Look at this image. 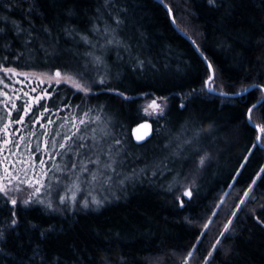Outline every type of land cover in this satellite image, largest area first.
I'll list each match as a JSON object with an SVG mask.
<instances>
[{
  "label": "trees",
  "instance_id": "1",
  "mask_svg": "<svg viewBox=\"0 0 264 264\" xmlns=\"http://www.w3.org/2000/svg\"><path fill=\"white\" fill-rule=\"evenodd\" d=\"M164 2L178 28L212 63L213 87L238 94L252 84H264V0H216V6L208 0ZM0 16L9 17L0 20L5 30L0 33L4 67L48 75L57 69L81 71L89 79L98 73L105 76L106 83L94 84L87 96L68 85L52 88L51 97L32 109L23 125L31 130L42 117L37 131L52 121L48 125L53 133L65 131L59 138L69 135L76 141L67 143L72 149L80 142L98 144L93 150L103 149L99 167L112 176L104 190L95 187L101 205L88 198L89 206L84 207V193L73 206L60 204L63 190H56L50 197L56 210L18 203L15 226H9L13 206L0 196V264H182L189 251L195 264H204L229 219L234 231L226 234L230 238L223 244L231 251L214 252L209 264H264V225L254 218L264 220V136L258 146L259 133L246 116L264 96L262 89L235 99L212 95L206 86L200 91L210 71L155 0H0ZM12 20L26 31L18 35ZM110 38L113 42L107 43ZM89 52L104 63L95 64ZM142 93L167 97L165 110L147 119ZM85 111L88 118L83 117ZM252 115L254 123H264V106ZM78 117L85 119L84 125ZM13 118H18L16 111ZM146 120L152 122L154 135L137 145L132 130ZM88 134H95V140ZM81 136L86 139L81 141ZM67 153L58 155L55 164L63 167L69 156L79 163L74 152ZM201 156H206L203 165ZM104 163H112L115 172L103 168ZM187 184L192 196L184 197L180 206L176 196ZM250 185L256 199L232 216ZM213 216L205 231L203 225Z\"/></svg>",
  "mask_w": 264,
  "mask_h": 264
},
{
  "label": "snow or ice",
  "instance_id": "2",
  "mask_svg": "<svg viewBox=\"0 0 264 264\" xmlns=\"http://www.w3.org/2000/svg\"><path fill=\"white\" fill-rule=\"evenodd\" d=\"M107 2V0H106ZM208 3L216 6V0H208ZM11 6V5H9ZM30 9L28 12L30 13ZM9 17L7 16H0V20H8ZM116 24L119 25L120 20L116 19ZM12 25L15 27L16 33L19 35L21 32L26 31L20 26V22L16 20L11 21ZM47 30V29H46ZM94 31H99L100 28L98 25H94ZM5 30L4 28H0V33H3ZM110 31V28L105 25L104 27V33H108ZM33 34L31 31H28V37L31 38ZM81 39L84 40L86 43H91L90 38L87 35H81ZM28 42L27 40L25 41ZM113 40L110 38L107 40V43H112ZM5 47H8V45H5ZM89 56H93V62L97 65L103 64L104 61L102 57L100 56H94L93 53L89 52L87 53ZM7 57H5V60ZM18 59V57H17ZM205 59H207L205 57ZM142 63V62H141ZM209 68L212 67V65L209 63ZM0 69H2V72L4 74H11L12 76H24L25 78L28 77V73L23 72H17V70L13 67H4L2 64H0ZM42 77H47V82L49 85H60L61 82H64L67 85H70L72 88L79 92H83L85 96H87L89 93L93 92V85L94 84H105L106 79L104 75L97 74L94 78H87L84 76V73L81 71H72V70H66L65 72H61L59 69H57L54 74L48 75L47 73L42 74ZM39 79V83L43 84L45 83L44 78ZM5 79L7 77L5 75H0V85H4L5 87L11 86L13 88V95L10 96L7 91L4 90L3 87H0V96L6 97V101H4V108L8 110L9 116L11 115L13 110H16L17 112V119L15 121L9 119L7 123H4L2 127H0V132H4L11 136L10 133H8L9 126L13 123L15 124H22L24 122V117L28 115V113L31 111L32 104L38 103L42 97H49L52 95L51 92L45 89H41L40 95H30L28 91H24L23 88L16 89L14 85L9 82V84H5ZM18 83L23 85L25 83V80H19ZM214 85V73L212 75H208L207 79L204 80L203 86L201 87L200 91H203V87L206 86L209 91H216L217 89L213 87ZM250 87H255L258 89L264 90V84L257 85L252 84ZM108 91H117L116 89H108ZM195 92L196 90H192ZM243 91H247V88H244ZM17 92H22L23 96L26 99H23L19 108L17 107V104L14 102L15 100H20L21 97L17 95ZM32 93L36 92V88L33 87L31 89ZM121 96H125L124 93H118ZM192 93H188V95H191ZM232 95H237V93H233ZM142 98L145 100V103L142 107V111L145 115L151 116L153 113L163 112V108L166 105L167 97H158L155 96L152 93H142ZM10 103V106H9ZM258 105L264 106V97L261 98V100H258L256 104L251 105L246 112L247 119L249 123L254 127V129L259 133V135L256 136L257 140L261 139V136H264V123H254L253 121V109L256 108ZM67 106V105H65ZM76 107H79L78 105ZM181 108L184 107V104L181 103ZM59 110V109H57ZM44 111L47 112L48 109L45 107ZM88 112H83V117L88 118ZM79 119V117L77 118ZM97 120L100 119L99 116L96 117ZM34 122V121H33ZM48 123H52V121H48ZM79 123L81 125L85 124V119H79ZM73 128L76 129V132L79 133L81 129L76 126V124L72 125ZM138 128L143 129H149L150 125H148L146 122L138 125ZM92 132H95V129H92ZM147 132H145V135ZM47 135V133H45ZM59 135V134H57ZM107 135V133H105ZM23 135H20L18 138H5L2 141H0V153H3L8 145H11V148H7L8 155L4 156L2 159H0V165L3 166V175L0 176V196H2L6 203H9L13 206V210L11 212V219L9 222V226H15L18 224V220L16 218V211L15 206L17 205L18 201V195L20 193H23L22 198V204L27 206L31 203H38L43 204L47 208L56 210L53 206V201L50 198L52 195V191L57 188L60 185H63L65 182L70 181L72 184L71 188L65 189L66 191H72L73 195L71 197V200L73 203L76 202V190H82L81 186L83 184L92 185L93 183L100 184L103 186L104 183H110L112 181V176L107 175L104 171L101 170V160H100V152L103 151V149H99V151H94L93 149H98L99 145L96 143L93 144H85V143H77V147L75 149L70 148V146L67 145L66 142L72 141L73 143H76V141H73V137L69 135H65L62 137V142L58 144V147L61 149H65V153H56V155H65L67 152H74V154L79 158V163L76 160H72L69 156V162L64 164L63 167H60L59 165L53 163L52 167L56 169L57 172L63 173L64 175H56L55 172H52L50 168H48L45 165V160L41 159L38 162L33 159V155H29L28 159H24L22 155H17L20 150L21 144L17 142L19 140L20 142H23ZM86 139V137L81 136L80 140L83 141ZM95 140V137H93ZM137 140L144 139V135H137ZM47 141H45V145H47ZM115 144L119 145L121 143L120 140H115ZM186 144H190L191 141H184ZM57 145L53 143V147L55 148ZM181 145H178L180 147ZM15 149V151H13ZM83 150V151H81ZM91 151V155H84L85 152ZM109 159H112V153L109 151L107 153ZM8 156H12L13 159L9 160ZM95 156V160H93L91 157ZM48 160H53L54 157L52 154H48ZM206 156H201L199 159V164L203 165L204 160ZM37 163L39 164V171H37ZM114 163V161H113ZM9 164H19V167L14 168L13 170L9 169ZM94 164L97 165L95 168H89L88 165ZM103 168L112 169L113 172H115V169L112 168V163H104ZM51 173V175H50ZM120 183H123L121 180ZM255 184V181L252 182ZM171 191V189H169ZM250 192H252V186H249V189L246 190L243 193L244 198H250L255 200V195H252L250 197ZM47 194L49 198H45L44 194ZM91 193H89L90 195ZM192 196V190L190 187H184L183 191L179 192V195L176 196V200L180 206L184 205V197L190 198ZM244 198H241L239 203L241 205L246 203V200ZM67 197L65 195H58V200L60 204H64L67 201ZM80 203L83 204L84 207L89 206V199L87 197L83 198ZM92 204H95L97 206L101 205L103 201L101 199H98L96 196H92L91 200ZM239 207V205L237 206ZM262 209H264V205H260ZM253 212L255 209L252 210ZM232 216H236V212L232 213ZM260 224L264 225V220H262L259 216L254 217ZM233 221L229 219L227 223L223 225V231H220L218 233V237L214 240V242L211 245V250L207 252V256L203 258L204 264H209V258L213 257V253L217 251H222L225 254H227L229 251H231L230 248H226L223 244V240H227L230 237L226 234L231 233L234 231L233 228L230 226L232 225ZM204 228H208L209 225L205 224L203 225ZM43 235V233H41ZM4 236L3 231H0V239H2ZM188 257L192 256V252L189 251L187 253ZM123 259V258H121ZM104 264H109L108 261H104ZM182 264H188L187 259H183Z\"/></svg>",
  "mask_w": 264,
  "mask_h": 264
},
{
  "label": "rangeland",
  "instance_id": "3",
  "mask_svg": "<svg viewBox=\"0 0 264 264\" xmlns=\"http://www.w3.org/2000/svg\"><path fill=\"white\" fill-rule=\"evenodd\" d=\"M17 72H19V71H17ZM23 73H28L29 74L28 77L25 78L24 76H19V77L12 76L11 74H4L2 72V70H0V75H5L7 77V79H5V84H9V82H11V84L14 85L16 89L23 88L24 91H28L30 95H40L41 89L47 88V90L50 92V90L52 88H54V87H57V86H60V85H67L64 82H61L60 85H54V83L52 85H49V83L47 82V77H42V74H40V73H32V72H23ZM41 77L44 78V80H45V83H43V84L39 83V79ZM19 80H25V83L23 85H21L20 83H18ZM68 86H70V85H68ZM0 87H3L4 90L7 91L10 96L13 95V88L11 86L5 87L4 85H0ZM33 87L36 88V92L35 93H32L31 92V89ZM75 91H77V90H75ZM77 92H79V91H77ZM16 94L21 97L20 100H15L14 99V102L16 104L18 102H22L23 99H26L23 96V93L22 92H17ZM50 97L51 96H49V97H42L38 103H33L31 110L34 109L35 107H37V105L41 101H43L45 99H48ZM6 99H7L6 97L0 96V127H2L4 123H7V121L9 119L15 121L13 117L15 115V111L16 110H13L12 113H11V115L9 116L8 110L6 108H4V103L3 102L6 101ZM143 103H145V100H144ZM9 106H10V103H9ZM166 106H167V102H166V105L163 108V111L165 110ZM17 107H18V105H17ZM161 113L162 112L153 113L151 116L145 115V117L147 119H152V118L160 115ZM24 120H25V118H24ZM40 123H43V118L42 117H40L37 120L36 125H38ZM52 123H48V124L51 125ZM23 124H24V122L22 124H15V123L11 124L9 126V129H8V133H10L11 136H9L8 134H6L4 132H0V141H2L5 138H18L20 135H23V137H24L23 142H20L19 140H17V142L21 144L19 153L17 155L18 156L19 155H22L24 159H28L29 155L34 154L33 155V159L35 161L38 162L41 159L45 160V165L48 168H50L52 170V172H55L58 175L61 174V176H63L64 174L57 172L56 169L52 167V165H53V163L57 162L58 155H56V153H59V152H61L60 150H62L61 148L58 147L59 141L62 140V138H59V137L65 131L63 129L59 128L58 130H56V133H61V134L60 135H57V134L53 133V129L52 128L50 129L51 126L48 125V124H44V125L41 124L42 127L38 131H37L38 127H36V125H35V127L33 129L26 131L24 129V125ZM45 133H47V135H45ZM94 135L95 134H93V135L90 136L88 134V137L90 136V138L93 139ZM45 141L48 142L47 145H45ZM68 142H66V143H68ZM53 143H55L57 145L55 148L53 147ZM11 147H12L11 145H8L7 146V148H11ZM7 148L5 149V151L3 153H0V159H2L4 156H7L8 155ZM13 151H15V149H13ZM48 154H52L53 157H54V159L51 160V161L48 160V158H47L48 157ZM67 155H68V153H66L65 155H61V157H65ZM8 159L9 160H12L13 157L12 156H8ZM17 167H19V164H9V169L10 170H13L14 168H17ZM37 171H39V164L38 163H37ZM2 175H3V166L0 165V176H2ZM50 175H51V173H50ZM108 184L109 183H104L103 186H101L100 184H96V183H93L92 185H88L86 183L83 184L81 186L82 190H76V196H77V198H76V202L75 203H73L72 200H71V197L73 195V192L72 191H66L65 190L67 188H71L72 187V184H71L70 181H67L63 185L58 186L53 191L63 190L62 191V195H65L68 198L67 201H66V203L67 204H70L71 206H73V205H75L77 203V200L79 199V197H80V195L82 193L86 194L87 198H92V196H97V191H96L95 187H97L98 190L102 191V190H104L105 187L108 186ZM184 187H190V185L187 184ZM89 193H91V194L89 195ZM229 193H230V190L227 191V193L225 194V196L223 197V199L218 204L217 209L215 211V214L224 205L225 200H226V197H227V195ZM17 195L19 197L18 198V201H17V204L18 203H22L21 201H22V198H23V195L24 194L23 193H20V194H17ZM44 195H45V198L46 199L49 198L46 193ZM251 195H252V192H250V197H251ZM244 199L247 202L250 198H244ZM243 205H241L239 207V209L237 210L236 214L239 212V210L241 209V207ZM213 219H214V216L209 220V223H208L209 226H210L211 222L213 221ZM206 229H208V228H205V231H206ZM185 258L187 259L188 264H195V261H194V258H193V252H192V256L191 257L186 256Z\"/></svg>",
  "mask_w": 264,
  "mask_h": 264
},
{
  "label": "water",
  "instance_id": "4",
  "mask_svg": "<svg viewBox=\"0 0 264 264\" xmlns=\"http://www.w3.org/2000/svg\"><path fill=\"white\" fill-rule=\"evenodd\" d=\"M156 2L160 3L168 12V14L170 15V19H171V23L173 25V27L178 31V33L183 36L186 40H188L190 42V44L193 46L195 52L200 56V58L203 60V62L205 63V65L207 66V68L210 71V75H212L214 73V80L216 77L215 74V70L214 67L212 65V63L209 61V59L205 56V54L201 51V49L199 48V46L194 42V40L192 38H190L188 35H186L181 29L178 28L176 21H175V17H174V13L171 10V8L164 2V0H155ZM205 57L207 59H205ZM209 63L212 65L211 68L208 67ZM206 89L208 90L209 93H211L212 95L218 96V97H224V98H231V99H235V98H242L245 97L247 94H249L250 92H252L254 89H256L255 87H250L247 89V91H243L241 93H238L237 95H232V94H227V93H223L220 92L218 90L216 91H209V89L206 87ZM264 92V90H263ZM264 97V96H263ZM261 105H258L256 108L260 107ZM254 108V109H256ZM253 109V110H254ZM147 123L148 125H150L149 129H143V128H138V125L142 124V123ZM249 122V121H248ZM140 124H138L133 130H132V138L133 141L137 144V145H143L145 143H147L149 140L152 139L153 135H154V126L152 124V122H150L149 120L143 121ZM250 124V123H249ZM251 125V124H250ZM145 132H147V134L145 135ZM144 135V139L142 140H137L136 136L137 135ZM261 142H262V136L261 139L257 141L258 145L261 146Z\"/></svg>",
  "mask_w": 264,
  "mask_h": 264
},
{
  "label": "bare ground",
  "instance_id": "5",
  "mask_svg": "<svg viewBox=\"0 0 264 264\" xmlns=\"http://www.w3.org/2000/svg\"><path fill=\"white\" fill-rule=\"evenodd\" d=\"M186 34V33H185ZM187 35V34H186ZM189 36V35H188ZM190 37V36H189ZM191 38V37H190ZM195 42V41H194ZM196 43V42H195ZM258 141V140H257ZM258 144V143H257ZM259 146V145H258ZM261 146H262V142H261Z\"/></svg>",
  "mask_w": 264,
  "mask_h": 264
}]
</instances>
